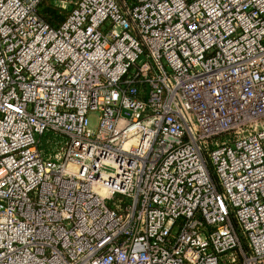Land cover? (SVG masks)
Listing matches in <instances>:
<instances>
[{
    "label": "built area",
    "instance_id": "2783aa9c",
    "mask_svg": "<svg viewBox=\"0 0 264 264\" xmlns=\"http://www.w3.org/2000/svg\"><path fill=\"white\" fill-rule=\"evenodd\" d=\"M69 1L0 0V264H264V0Z\"/></svg>",
    "mask_w": 264,
    "mask_h": 264
},
{
    "label": "trees",
    "instance_id": "16d2710c",
    "mask_svg": "<svg viewBox=\"0 0 264 264\" xmlns=\"http://www.w3.org/2000/svg\"><path fill=\"white\" fill-rule=\"evenodd\" d=\"M76 1V0H74ZM71 7L64 8L54 3V0H41L39 6V15L49 25L57 27L61 25L68 17ZM51 135V134H50Z\"/></svg>",
    "mask_w": 264,
    "mask_h": 264
},
{
    "label": "rangeland",
    "instance_id": "374dc122",
    "mask_svg": "<svg viewBox=\"0 0 264 264\" xmlns=\"http://www.w3.org/2000/svg\"><path fill=\"white\" fill-rule=\"evenodd\" d=\"M74 1V0H71ZM54 3L56 5H59L61 7H65V8H69L72 6V2H70L69 0H54ZM91 121H92V125L96 126L97 124V120H98V115L97 114H92L90 115Z\"/></svg>",
    "mask_w": 264,
    "mask_h": 264
}]
</instances>
